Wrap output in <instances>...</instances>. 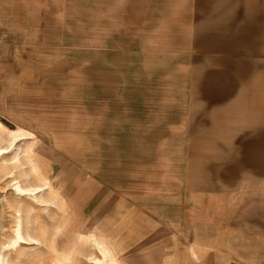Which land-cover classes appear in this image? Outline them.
<instances>
[{
  "label": "rangeland",
  "instance_id": "obj_1",
  "mask_svg": "<svg viewBox=\"0 0 264 264\" xmlns=\"http://www.w3.org/2000/svg\"><path fill=\"white\" fill-rule=\"evenodd\" d=\"M196 20L192 0H0L3 264L264 253V38L199 47Z\"/></svg>",
  "mask_w": 264,
  "mask_h": 264
},
{
  "label": "crops",
  "instance_id": "obj_2",
  "mask_svg": "<svg viewBox=\"0 0 264 264\" xmlns=\"http://www.w3.org/2000/svg\"><path fill=\"white\" fill-rule=\"evenodd\" d=\"M192 8L197 18L195 21L197 24L216 25L214 29L212 27L208 29L199 28L201 26L195 29L196 37L201 42L198 45L199 47L206 40L204 44L208 48L217 46L227 50L230 54L236 51L237 48L239 51L242 50L243 40L264 38V0H192ZM212 32L216 33L217 37L209 35ZM212 40H215V42L211 43ZM239 45H241L240 48ZM249 51L256 56L259 55L258 52H261L258 50L257 44L250 45ZM229 64L234 66L236 73L243 70L241 61L230 62ZM258 69L256 63H251L248 70L253 73ZM208 95L212 98L217 95L220 96L219 93L210 92ZM262 128L264 130V127ZM257 144L262 145V147L252 149V151L264 152V131L258 134ZM255 163L256 167L261 168V170L264 169V160ZM255 163L252 161L251 165ZM201 248L203 252L208 254L196 257V260L200 259L196 261L198 264H264V253L246 255L240 254L236 249H230L229 247L223 249ZM170 262L171 264H178L177 255L170 256ZM189 262L193 263L192 257H189Z\"/></svg>",
  "mask_w": 264,
  "mask_h": 264
},
{
  "label": "bare ground",
  "instance_id": "obj_3",
  "mask_svg": "<svg viewBox=\"0 0 264 264\" xmlns=\"http://www.w3.org/2000/svg\"><path fill=\"white\" fill-rule=\"evenodd\" d=\"M6 151L0 149V156L5 153ZM17 188V191L20 195H26V194H35V193H38L39 191H41V189H22L20 187H16ZM23 243L25 242V238L20 234V232L18 231L17 232V239L15 240L14 244L16 243ZM105 257V256H104ZM0 264H3L1 261H0Z\"/></svg>",
  "mask_w": 264,
  "mask_h": 264
}]
</instances>
